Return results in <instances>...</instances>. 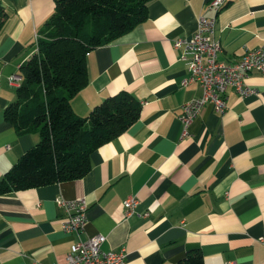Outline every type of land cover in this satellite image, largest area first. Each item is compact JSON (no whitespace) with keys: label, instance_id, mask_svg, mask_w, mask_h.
Wrapping results in <instances>:
<instances>
[{"label":"crops","instance_id":"obj_1","mask_svg":"<svg viewBox=\"0 0 264 264\" xmlns=\"http://www.w3.org/2000/svg\"><path fill=\"white\" fill-rule=\"evenodd\" d=\"M0 175L35 140L17 134L2 108L15 97L10 73L35 50V35L52 0H0ZM207 0H148L145 17L111 41L85 54L86 83L70 98L84 115L106 94L126 89L139 100L138 117L94 148L79 177L0 194V264L62 262L75 240L60 228L54 202L82 197L86 222L81 237L104 235L100 247H124V264H176L198 248L202 264H264V75L246 77L255 94L226 89V109L203 104L179 137V105L199 94L182 83L187 70L176 37L195 28L196 14H209ZM214 36L218 58L233 61L264 41V0H226ZM134 195L131 214L122 199Z\"/></svg>","mask_w":264,"mask_h":264},{"label":"trees","instance_id":"obj_2","mask_svg":"<svg viewBox=\"0 0 264 264\" xmlns=\"http://www.w3.org/2000/svg\"><path fill=\"white\" fill-rule=\"evenodd\" d=\"M52 1L35 50L18 66L15 97L2 108L15 133H35L36 140L1 173L0 194L81 176L89 153L139 114V100L126 89L106 94L84 115L70 98L86 83V52L140 22L148 0ZM5 16L0 1V25ZM176 264H202L201 253L187 249Z\"/></svg>","mask_w":264,"mask_h":264},{"label":"built area","instance_id":"obj_3","mask_svg":"<svg viewBox=\"0 0 264 264\" xmlns=\"http://www.w3.org/2000/svg\"><path fill=\"white\" fill-rule=\"evenodd\" d=\"M225 3L226 0H207L205 6L210 13H197L192 33L187 37H176L172 40V47H181L180 59L187 70L182 83L195 81L200 88L199 94L179 105L178 119L181 124L179 137L187 134L189 122L203 104L210 103L215 111L223 112L226 109L227 88L232 89L238 96L255 94L256 89L249 86L245 79L252 72L264 75V41L256 48L245 49L233 61L218 58L220 43L214 36V24L218 11ZM20 78V73L12 72L7 76V82L11 86H16ZM54 202L62 212L60 228L66 232H74L76 240L72 248L65 253L62 262L42 263L32 260L30 264H124V247L103 250L100 247L104 240L103 234L80 236L86 222V202L82 197L68 199L57 194ZM136 203V197L131 194L122 199L125 216L133 212ZM256 240L264 245V228ZM224 264L234 262L226 260Z\"/></svg>","mask_w":264,"mask_h":264}]
</instances>
